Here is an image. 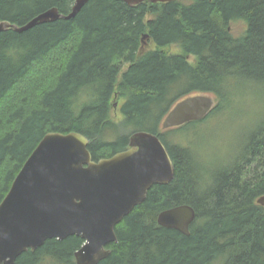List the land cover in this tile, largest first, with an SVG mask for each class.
Masks as SVG:
<instances>
[{"label":"trees","instance_id":"obj_1","mask_svg":"<svg viewBox=\"0 0 264 264\" xmlns=\"http://www.w3.org/2000/svg\"><path fill=\"white\" fill-rule=\"evenodd\" d=\"M73 2L0 0V22L22 26L50 8L66 15ZM239 21L245 29L235 36L230 24ZM144 42L153 49L138 55ZM239 83L264 91V0H89L73 19L0 33V203L48 133L83 135L97 162L126 150L134 132H149L166 147L173 179L153 185L115 227L117 242L98 264H264V207L256 203L264 195V108L231 164L206 165L192 145L245 94ZM198 95L214 100L204 119L161 128L176 103ZM182 205L195 212L188 236L156 221ZM82 243L47 240L14 264H75Z\"/></svg>","mask_w":264,"mask_h":264},{"label":"water","instance_id":"obj_2","mask_svg":"<svg viewBox=\"0 0 264 264\" xmlns=\"http://www.w3.org/2000/svg\"><path fill=\"white\" fill-rule=\"evenodd\" d=\"M89 0H74L70 12L50 8L22 26L0 22V33L26 32L38 25L70 20ZM133 7L149 2L181 0H116ZM146 35L142 40L146 39ZM214 100L191 96L176 103L162 120V129L204 119ZM88 140L79 133L44 135L13 179L0 203V264H14L26 251L34 252L47 240L79 237L75 264H98L116 243L115 227L146 198L153 185H166L174 175L169 153L155 134L134 132L128 148L94 162ZM264 207V195L256 200ZM195 212L187 205L163 211L160 227L189 235Z\"/></svg>","mask_w":264,"mask_h":264},{"label":"rangeland","instance_id":"obj_3","mask_svg":"<svg viewBox=\"0 0 264 264\" xmlns=\"http://www.w3.org/2000/svg\"><path fill=\"white\" fill-rule=\"evenodd\" d=\"M245 29L243 22H232L230 30L233 35L238 36ZM143 42V40H142ZM153 49L151 42H144L138 55H142L148 50ZM171 49V50H170ZM169 50L171 53H176L179 48L172 47ZM190 63H193V58H189ZM124 66L122 70H125ZM242 85L240 91L245 92L244 95H236L234 102L226 111L214 114L208 124H205L200 129L194 139V135H190L193 140L192 145L195 147V152L200 157L202 163L209 164H231L233 157L237 151L242 148L244 140L256 122L261 121L262 108H264V91L260 93L249 92L245 85L247 83H239ZM114 109L112 112L113 119L119 120L118 103H113ZM222 112V113H221ZM163 120V119H162ZM232 160V161H231ZM231 161V162H230ZM230 162V163H229Z\"/></svg>","mask_w":264,"mask_h":264},{"label":"clouds","instance_id":"obj_4","mask_svg":"<svg viewBox=\"0 0 264 264\" xmlns=\"http://www.w3.org/2000/svg\"><path fill=\"white\" fill-rule=\"evenodd\" d=\"M9 55L12 56V55H14V53L13 52H9ZM214 264H215V262H214Z\"/></svg>","mask_w":264,"mask_h":264},{"label":"bare ground","instance_id":"obj_5","mask_svg":"<svg viewBox=\"0 0 264 264\" xmlns=\"http://www.w3.org/2000/svg\"><path fill=\"white\" fill-rule=\"evenodd\" d=\"M179 12V11H178ZM186 51V50H185ZM161 55V54H160ZM132 61V60H131ZM255 85V84H254ZM77 101V100H76ZM121 222V221H120Z\"/></svg>","mask_w":264,"mask_h":264}]
</instances>
